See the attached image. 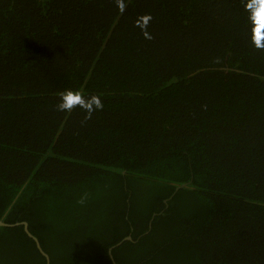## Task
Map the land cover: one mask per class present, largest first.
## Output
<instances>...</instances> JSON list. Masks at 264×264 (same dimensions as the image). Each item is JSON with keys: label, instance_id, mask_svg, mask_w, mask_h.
Wrapping results in <instances>:
<instances>
[{"label": "trees", "instance_id": "obj_1", "mask_svg": "<svg viewBox=\"0 0 264 264\" xmlns=\"http://www.w3.org/2000/svg\"><path fill=\"white\" fill-rule=\"evenodd\" d=\"M245 2L0 0V221L49 264H111L125 237L115 264H264ZM65 89L102 109L58 111ZM0 264L45 259L18 225Z\"/></svg>", "mask_w": 264, "mask_h": 264}, {"label": "clouds", "instance_id": "obj_2", "mask_svg": "<svg viewBox=\"0 0 264 264\" xmlns=\"http://www.w3.org/2000/svg\"><path fill=\"white\" fill-rule=\"evenodd\" d=\"M120 7L122 10L123 5ZM244 8L247 12L251 42L258 49L264 48V44L261 43L264 40V0H246ZM146 38L151 37L147 36ZM77 106L86 111V118H90L91 113L94 110L102 109L103 104L96 95H91L85 100L83 94L70 89H65L59 94V101L56 105L58 111L70 112Z\"/></svg>", "mask_w": 264, "mask_h": 264}, {"label": "water", "instance_id": "obj_3", "mask_svg": "<svg viewBox=\"0 0 264 264\" xmlns=\"http://www.w3.org/2000/svg\"><path fill=\"white\" fill-rule=\"evenodd\" d=\"M22 226L24 232L26 233V235L31 238L34 241L35 247L38 250V252L44 257L45 259V264H49V257L48 255L42 250V248L40 247V244L38 242V240L29 232L28 230V226L26 222H21V223H16V224H6L2 221H0V227H14V226ZM123 241H131L130 237H125L124 239H122L120 242H118L117 244H115L113 247L109 248L108 250V254H109V258L111 261V264H115L114 259L111 255V250L117 246H119Z\"/></svg>", "mask_w": 264, "mask_h": 264}]
</instances>
